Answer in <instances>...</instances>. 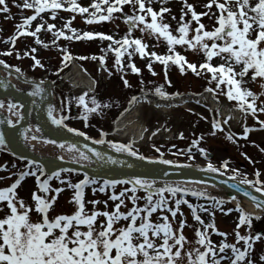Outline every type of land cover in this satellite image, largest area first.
Instances as JSON below:
<instances>
[{"label":"snow or ice","instance_id":"obj_1","mask_svg":"<svg viewBox=\"0 0 264 264\" xmlns=\"http://www.w3.org/2000/svg\"><path fill=\"white\" fill-rule=\"evenodd\" d=\"M12 3L19 8L33 9L34 13L24 18L21 23L16 25V32L8 37V42L14 44L17 36L31 35L36 36L43 27L42 24H36L35 31H28L27 26L34 21L40 13L46 10H51L52 16L55 17L56 10L65 7L64 0H23V3L16 4V0ZM161 5L166 3V0H160ZM68 9L73 13H87L85 17L86 23L113 21L116 17L114 13L122 14L123 21L129 25L127 33L121 39H114L112 35L102 32L84 31L78 33L76 29H70L74 35L68 36V39L80 40L92 39L98 37L101 40L109 41L107 51L115 54L114 66L119 71L124 70L122 57L127 54V67L133 73L138 74L140 69L132 63V56L138 53L141 57L150 56L155 61L160 62L165 67V82L170 85L167 78V66L169 62L179 67L181 74L187 69L195 72L197 76L202 74L203 70L210 74L209 83L214 82L215 88H206L205 90L213 93L215 98L216 90H220V94L227 97L229 101H236V107L246 114H251L256 117L257 113H264V101L258 103L257 93L248 87L252 82L259 83L264 95V0H234V4L230 0H207L205 8L211 10L215 7L218 10V15H215L216 26L211 30H207L206 26L201 23L202 16H212L208 12H197L194 5L183 0L181 15L178 21V27L174 35L170 29V25L164 22L165 13L170 12L168 7L161 6L158 10H154L152 0H92L88 7H82L76 0H67ZM131 6L132 14L123 12L124 6ZM89 8L92 9L89 12ZM186 9V11H185ZM0 13L7 14L5 19H10V8L7 0H0ZM190 14V19L186 20L185 16ZM146 17H150L147 20ZM175 19V17H173ZM195 21L196 27H190ZM64 28H69V23L63 25ZM55 25L47 24L48 31H53ZM133 29H139L140 32L147 31L150 35H155L159 40L163 38L168 45L169 54L158 55L156 52H146L147 45L140 38H133ZM189 33H193L189 35ZM53 34L59 38L66 34L60 29H56ZM37 44L42 43L39 38L35 41ZM54 43V42H53ZM116 45V47H113ZM175 45L187 46L188 49L202 54L203 62L190 63L186 57L174 51ZM47 47V45H44ZM131 49V51H130ZM36 49H31L35 52ZM4 54H10V50ZM25 56L29 52L24 53ZM19 56V53H17ZM218 58L221 62L213 64V58ZM85 59V57H78ZM92 59H99L100 64H105V56H92ZM34 63L32 67H43L40 60L35 56L32 57ZM71 55L64 50L61 63L70 61ZM0 65L9 67L3 60H0ZM150 72L152 71L151 62L147 65ZM107 70V69H105ZM15 71L20 73V69ZM124 87H131L127 79L121 77ZM43 89L39 84L31 92V95L36 96ZM154 92L161 98H168L180 95L178 92L168 93L164 90L163 85L156 86ZM137 97L133 96L128 104L132 105L137 101ZM78 103L83 107L82 118L87 121L90 113H98L108 104L99 103L94 97L91 98V107L86 103V94L78 97ZM8 108L15 109L16 105L9 102ZM48 116L55 124H61L66 117L57 118L53 115V107L48 106ZM19 115V112H15ZM18 122V121H17ZM227 122V121H225ZM9 124L13 122L8 121ZM261 129H264V120L259 121ZM221 122L219 120L212 121V128L219 129ZM69 131L77 132L79 136H85L83 132H78L76 129ZM247 127L243 130V135H248ZM105 133L101 131V139L95 140L96 144L107 143L109 147L116 152L128 153L140 160H148L156 162L159 158H149L139 154L133 150L131 143L122 144L114 143L111 140L103 139ZM182 138V134H181ZM232 140V135L227 137ZM4 140L0 137V144ZM197 143L193 141V145ZM70 147H75L74 145ZM87 147V146H86ZM159 152V148L156 149ZM264 151V149H262ZM202 155H207L203 148L200 149ZM91 155L80 152V161L91 162L95 158L98 162H113L111 156H107L96 151L93 148L88 149ZM162 155V154H161ZM191 158V157H190ZM160 163L165 165L173 164L174 161L159 159ZM251 162V161H250ZM33 161H28V164H33ZM254 163V162H253ZM228 162L224 161L220 168H216L212 163L207 164V170L213 173L221 172V169H227ZM39 172V175L36 172ZM62 171H75L62 170ZM233 178L237 174V170L233 169ZM223 174V173H221ZM255 179L244 178L239 181V184L247 185L253 188L256 193L264 194V180L260 179L261 172L256 171L253 174ZM26 176H35L38 188L45 193L44 196L32 193L35 211L39 214L40 219L36 222L31 220L30 213L32 208L25 204L22 199L16 197L14 189H16L21 181ZM41 176H45L43 167L37 166L36 170L26 169L18 173V178L9 186L0 188V202H6L7 213L0 217V264H254L253 259L249 258L252 254L253 244L256 241L264 240V233L257 232L255 235H241L239 231H235L237 242L242 241L243 247H237V244H229L221 240L218 245H215L209 238L211 233H216L222 237H226V233L220 232L213 223L205 224L201 217L197 214V206L191 204L184 198L186 192H191L193 196H207L203 191L188 189L180 185L166 184L161 187L155 186V181L134 175L124 180H108L105 179L99 183L98 189L93 187V192L99 190L105 192L107 188H115L118 184H130L131 188L122 189L120 193H113L109 199L119 201L114 205L112 211H99L95 208L98 203L96 200L89 201L93 205L92 211L89 213L85 209L84 189L86 186L97 185L96 177L85 175L76 183L67 181V187L74 189L71 200L76 205V210L71 214H59L53 218H49L48 211L57 199L53 195L50 199L47 197L49 190L59 194L63 189H50L49 181L53 178L61 179V172H52L45 179L41 180ZM64 183V180H61ZM238 187V184L231 185ZM138 190H142L145 195L138 197ZM132 194L127 198L132 202V208L127 212L120 211L121 205L124 204L123 197L126 193ZM167 193V196L165 195ZM179 197L177 198V194ZM245 196H249L248 191L244 192ZM143 199L145 203L137 205V200ZM213 202L215 207H219L224 203L223 199L208 197ZM233 199H235L233 197ZM252 202L258 208L264 211V201H257L255 196L251 197ZM174 200L175 207H170L168 201ZM105 209L107 202H104ZM185 204L192 211V217L203 226L195 229V244L199 247H193L186 250V245L189 243L186 236L183 234L185 220L179 221V227L174 229L168 216L163 215V210L171 213L173 219L180 211V205ZM3 210V209H0ZM161 210V219L163 222H152L150 217L153 213ZM238 213V223L236 229L242 225L252 227V219L254 214L247 213L239 203L235 209ZM200 211H208V209L200 208ZM231 212L232 209H228ZM211 215V213H209ZM181 217L183 213H180ZM103 216L105 219L99 221L97 218ZM127 221L126 226L121 225L116 227L121 220ZM139 219V222L137 223ZM255 219H260L259 215H255ZM211 230V232L209 231ZM230 249V255L226 250ZM225 253V255H220ZM259 260L264 262V254L259 256Z\"/></svg>","mask_w":264,"mask_h":264},{"label":"rangeland","instance_id":"obj_2","mask_svg":"<svg viewBox=\"0 0 264 264\" xmlns=\"http://www.w3.org/2000/svg\"><path fill=\"white\" fill-rule=\"evenodd\" d=\"M76 2L82 7H88L92 0H76ZM188 3L194 5L195 10L199 12H208L209 16H202L201 23L206 26L207 30H211L216 26L215 15H218V10L213 7L211 10L204 7L207 0H187ZM222 2V0H221ZM10 8V19H5L7 14L0 13V59L6 56L12 63H18V66L22 68L27 74L33 73L37 75L47 74L55 76L67 71L71 63L65 61L63 64V52L67 50L71 56L77 61V63L89 73L95 80V88L93 91L82 90L79 88L71 89L70 83L64 82L63 91L66 94V100L69 103V107H74L76 112L73 115L71 108H68L64 117L65 121L75 128H78L86 134L94 137H100L101 131L106 133L112 128L113 121L128 107V101L135 95L144 92H150L155 94L154 88L156 86L163 85L164 90L169 94L178 92L180 95L188 93H203L208 92L206 88H215V83H209L210 74L200 70L202 74L197 76L195 72L190 69L181 74L177 65L169 62L167 66V78L171 82L170 85L165 82V67L158 61H155L150 56L145 55L141 57L138 53L133 54L131 60L137 68L140 69L138 74L133 73L130 68L127 67L128 57L125 54L122 57V63L124 64V70L119 71L114 66L115 54L111 51H107L109 41L101 40L98 37L92 39H68L66 37L74 35L70 29H76L78 33L84 31L102 32L108 35H112L114 39H121L126 33L129 25L123 21L122 14L114 13L116 17L113 21L93 22L86 23L85 17L88 15L80 14L79 12L73 13L68 9L67 0H64L65 7L57 9L55 17L52 16L51 10H46L40 13L37 18L27 26L28 31H35L36 24H42L43 27L37 33V35H21L17 36L15 43L10 44L8 37L12 36L16 32V25L28 15L34 13L33 9L19 8L12 3V0H7ZM23 3V0H16V4ZM230 3L234 4V0H230ZM152 6L154 10H158L161 6L168 7L170 12L163 14L164 22L170 25L174 35H178L175 29L178 27V21L181 15V8L183 7V0H166V3L161 5L160 0H152ZM92 9L89 8V12ZM186 11V9H185ZM123 12L126 14H132L131 6H124ZM175 17V19H173ZM150 20V17H146ZM185 19H190V14L185 16ZM69 23V28H64L63 25ZM47 24L55 25L53 31H48ZM190 27L195 29L196 23L192 22ZM56 29H60L65 32L64 37L57 38L53 32ZM193 33H189L191 35ZM133 38H140L146 43V52H156L158 55L169 54L167 42L160 38L159 40L155 35H150L147 31L140 32L139 29H133ZM39 38L42 43L37 44L35 41ZM54 42V43H53ZM44 45H47L45 47ZM116 47V45H113ZM35 48L33 53L31 49ZM10 50V54H4ZM29 52L28 56H25V52ZM131 51V49H130ZM174 51L180 53L186 57V60L190 63L203 62L204 57L202 54H198L188 49L187 46L175 45ZM19 53V56H17ZM105 56V64L102 66L99 59H92V56L99 57ZM35 56L40 60L43 67H32L34 61L32 57ZM85 57V59H79L78 57ZM151 62L152 71L155 75L149 71L147 65ZM213 64H218L221 61L218 58H213L211 61ZM107 69V70H105ZM121 77L127 79L131 87H124ZM251 90L255 91L258 96V103L264 101V95L259 83L252 82L248 85ZM86 94V103L91 107V98H95L101 104H108L109 107H105L102 110H98V113H90L88 120L85 121L82 118L83 107L78 103V97ZM213 95V93H211ZM215 97L220 101L226 102L230 107L239 111V118L236 122L233 121L231 116L223 117L219 109H213L210 106L209 101H194L185 100L183 103L168 109L163 113L157 111L148 104H144L141 107L142 121L146 127V134L144 140L138 145H132L133 150L143 155L156 156L167 160H178L193 164H208L212 163L216 168H220V165L224 162H228L227 169H221L222 172L233 176L232 170L236 169V178L239 179H255L254 172L260 171V179L264 180V129H261L259 121L264 120V113H257L256 117L251 114H246L238 109L236 101H229L226 96L220 94V90H216ZM168 98H173L171 95ZM68 103V104H69ZM73 108V109H74ZM219 120L221 126L219 129L212 128V121ZM227 121V122H225ZM245 125V126H244ZM246 125L254 126L257 130L248 131V135H243V130ZM157 129V131H156ZM182 134V138H181ZM232 135V140L227 137ZM106 138L111 141L119 142L122 144H128L125 139H118L111 135H106ZM197 143L193 145V141ZM159 148V152L156 149ZM203 148L206 152V156L202 155L200 149ZM162 154V155H161ZM211 154V157H208ZM191 157V158H190ZM251 161V162H250ZM254 162V163H253ZM36 170L37 165L28 164L27 161H20L18 158L13 157L9 153L0 151V188L9 187L17 178L18 173L26 169ZM39 175V172H36ZM84 176L75 174L72 172H61V179L53 178L49 181L50 189L61 188L63 189L59 194L49 190L46 194L50 199L53 195L57 196V199L50 207L48 211L49 218H53L59 214L71 215L76 210L75 203L71 200L74 189L67 187V181L72 183L78 182L83 179ZM46 176H41V180ZM64 180V183H61ZM97 185L86 186L84 189V203L85 209L90 213L93 209V205L89 201L96 200L98 203L95 208L99 211H112L114 205L119 201H113L109 197L115 192L120 193L122 189L129 188L127 184H118L115 188H107L105 192L99 190L93 192V187L98 189ZM16 197L22 199L26 205L32 208L30 213L31 220L36 222L40 219L39 214L35 211L34 201L32 200V193L36 192L37 195L44 196L43 193L36 184L35 176H26L21 184L14 189ZM132 193L128 192L123 197L124 204L121 205L120 211L127 212L132 208V202L127 198ZM138 197H143L145 193L137 191ZM167 196V193H165ZM179 195H177V198ZM189 203L197 206V214L201 217L205 224L213 223L215 227L220 231L226 233V237H222L216 233H211L209 238L212 242L218 245L221 240H224L229 244H237V247H243V242H237L235 238V231H239L241 235L252 234L257 232L264 233V214L260 216V219H252V227L249 229L247 225H242L239 229H236L238 223L239 213L235 210L236 207L229 202H224L219 207H215L211 200L201 198H188L184 196ZM107 202V208L105 209L104 202ZM145 201L143 199L137 200V205H143ZM170 207H175L174 200L168 201ZM208 209V211H200V208ZM0 217L7 213L6 202H0ZM228 209H232L228 212ZM183 213L181 217L180 213ZM211 213V215L209 214ZM163 215L168 216L169 221L172 223L174 229L179 227V221L184 219L186 224L183 228V234L186 236L189 243L185 246L186 250L193 247H199L195 244V229L203 226L193 219L192 211L187 205L181 204L180 211L173 219L171 213L167 210H163ZM161 217V210L153 213L150 217L151 221L163 222ZM105 218L99 216L97 218V224L99 221H103ZM139 222V219L137 223ZM127 221L121 219L116 227L121 225L126 226ZM262 230V231H261ZM211 232V230L209 229ZM226 253L230 255V249L226 250ZM264 254V240L256 241L253 244L251 259L254 264H264L259 260V256ZM220 255H225L221 253ZM226 264V262H222Z\"/></svg>","mask_w":264,"mask_h":264},{"label":"water","instance_id":"obj_3","mask_svg":"<svg viewBox=\"0 0 264 264\" xmlns=\"http://www.w3.org/2000/svg\"><path fill=\"white\" fill-rule=\"evenodd\" d=\"M11 75L14 76L13 80L10 78ZM22 78L25 79L15 70L12 71V69L0 65V100L4 99L3 102L8 104L9 102L12 104L21 103L22 106L21 115L17 119L18 122L16 121L12 127L8 125V115L0 110V137L4 140L3 145L8 147L14 154L38 161L48 173L61 168H72L108 180L128 179L134 175H139L154 180L155 185H158V181L208 182L211 183L210 185L217 187L224 195H229V193L235 191L245 196V190H241V185L235 188L231 186L237 184L236 181L209 172L205 168L165 165L157 161L140 160L128 153L105 148L103 145H98L83 136H79L76 132L64 129L60 124L53 123L48 116V106L53 107L52 82H40L33 78L23 80ZM17 82L20 84L16 85ZM37 84L40 85L43 91L33 96L31 92ZM28 137L46 139L58 145H74L73 148L78 150L79 153L85 152L89 155L91 153H88V149L93 148L105 155V161L107 156H111L113 162H98L93 158L91 162L79 163L38 154L33 152L27 144ZM247 198L252 201L251 196ZM257 201L264 200L258 197Z\"/></svg>","mask_w":264,"mask_h":264},{"label":"bare ground","instance_id":"obj_4","mask_svg":"<svg viewBox=\"0 0 264 264\" xmlns=\"http://www.w3.org/2000/svg\"><path fill=\"white\" fill-rule=\"evenodd\" d=\"M13 71V70H12ZM13 74V73H11ZM62 78L64 80H68L69 82H71V84L73 85V87H84L88 90H93L94 88V81L93 79H91L90 76H88L85 72H83L81 70V68H79V66H77L76 64L73 65V67L68 70L66 73H64L62 75ZM23 79V78H22ZM23 80H27L26 78ZM20 84L19 82L16 83V85ZM24 87H26L24 85ZM207 96L205 95L204 98H206ZM182 99H175V100H168V99H156L153 100L152 97H146L145 95L139 96L137 101L134 102L132 105H134V107L132 108V110H129L125 113V115H123L122 117L119 118V116L114 120L113 123V130L111 131V135L115 138L118 139H125L127 140L129 143H131L132 145H138L140 144L145 137V133H146V128L144 125V122L142 121V113H141V107L144 104H150L151 106L155 107L156 110L160 111V112H167V109L171 108L174 104H176V102H179ZM210 102L212 103V105L214 106V108L216 107H222L223 105L220 104H216V102H214L212 99L210 100ZM54 104H55V100H54ZM55 112H54V116L58 117L60 115L59 113V109L57 108V106H55L54 108ZM18 111L20 114V109L18 107H16L13 111L14 113V119H16L19 115H16L15 112ZM226 113L227 109L225 107H222V113ZM232 115L234 117V119H237V115L235 112H232ZM31 119L29 118V121ZM234 120V121H235ZM157 131V129H156ZM34 147L36 151H42V152H49L52 151L56 154H59L61 157L66 158V159H74V160H78L79 158H77L76 153L73 152L74 150H68L65 148H60V149H56V148H51L48 146V143H46V141L41 140L39 142H34ZM149 158H154V157H149ZM191 186H195L194 184H191ZM241 200L239 201V203L241 204V207L250 214H254L253 216L255 217V215H259L261 216L262 212H260V210L258 208L255 207V203L251 204L248 201H245L243 199H238ZM232 204L236 205V202L231 201Z\"/></svg>","mask_w":264,"mask_h":264}]
</instances>
